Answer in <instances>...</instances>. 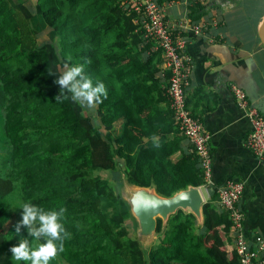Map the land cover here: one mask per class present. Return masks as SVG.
I'll list each match as a JSON object with an SVG mask.
<instances>
[{
	"label": "trees",
	"instance_id": "16d2710c",
	"mask_svg": "<svg viewBox=\"0 0 264 264\" xmlns=\"http://www.w3.org/2000/svg\"><path fill=\"white\" fill-rule=\"evenodd\" d=\"M124 5L35 0L31 8L26 0H0V251L21 237L37 243L23 226L16 234L18 222L4 230L16 196L19 205L67 209L62 222L71 239L50 264H241L235 250L225 248L231 220L214 202L213 189L202 204V222L179 209L164 225L157 219L153 241L143 246L131 232L136 221L130 206L98 173L116 172L119 184L153 188L164 197L205 184L195 154L174 158L186 138L160 87L161 54ZM42 26L59 49L40 39ZM65 62L83 64L94 83H105L107 98L94 115L70 98L56 101L54 80Z\"/></svg>",
	"mask_w": 264,
	"mask_h": 264
},
{
	"label": "crops",
	"instance_id": "0c3cea01",
	"mask_svg": "<svg viewBox=\"0 0 264 264\" xmlns=\"http://www.w3.org/2000/svg\"><path fill=\"white\" fill-rule=\"evenodd\" d=\"M155 1L174 30L181 27L188 40L186 50L192 67L186 104L208 132L211 154L210 180L199 186L204 201L213 189V200L220 208L217 189L229 181L242 182L237 206L243 214L242 233L253 245L256 238L264 239V164L244 144L251 125L231 86L243 89L264 116V44L258 36L264 0ZM195 4H199L198 11ZM201 21L207 24L206 34L183 30V25ZM160 59L158 78L164 89L169 72ZM187 151L192 153L189 142L183 139L182 151L174 158ZM234 234L230 229L225 238L228 251L234 249Z\"/></svg>",
	"mask_w": 264,
	"mask_h": 264
},
{
	"label": "built area",
	"instance_id": "2783aa9c",
	"mask_svg": "<svg viewBox=\"0 0 264 264\" xmlns=\"http://www.w3.org/2000/svg\"><path fill=\"white\" fill-rule=\"evenodd\" d=\"M128 11L136 13L135 22L142 25L144 37L152 42V50L160 51L163 65L169 72L165 94L172 111L174 123L190 144V151L198 158L205 182L210 180L211 154L209 134L202 121L194 117L186 104L185 89L189 84L191 60L187 53L188 40L181 27L174 30L165 19L164 9L155 0H123ZM183 30L193 34H206L204 21L183 25ZM237 105L244 110L251 128L244 144L264 164V116L248 99L245 91L231 86ZM240 181H229L217 189L218 205L228 212L230 229L234 234V250L241 264H264V239L256 238L252 245L242 233L243 214L237 204L243 190Z\"/></svg>",
	"mask_w": 264,
	"mask_h": 264
},
{
	"label": "clouds",
	"instance_id": "9594fccd",
	"mask_svg": "<svg viewBox=\"0 0 264 264\" xmlns=\"http://www.w3.org/2000/svg\"><path fill=\"white\" fill-rule=\"evenodd\" d=\"M72 57L68 56L67 61ZM64 71L59 73L54 83L60 87L56 101L71 99L81 108L94 110L103 99L107 98L108 92L105 83L86 74L83 64L70 65L65 62ZM49 75H56L52 69H48ZM152 143L155 148L161 146L158 137L153 136ZM137 203L136 198L133 200ZM152 206H156L153 204ZM22 209L21 220L15 225V232L19 234L21 227L27 229L28 236L37 243L30 244V240L21 237L18 244L10 248L12 259L15 261L30 262V264H50L65 250V241L71 239V233L62 222L67 209L63 206L56 210H45L31 202H23L19 206ZM43 241L40 243L39 241Z\"/></svg>",
	"mask_w": 264,
	"mask_h": 264
},
{
	"label": "water",
	"instance_id": "95a60500",
	"mask_svg": "<svg viewBox=\"0 0 264 264\" xmlns=\"http://www.w3.org/2000/svg\"><path fill=\"white\" fill-rule=\"evenodd\" d=\"M258 36L264 44V20L258 30ZM121 196L130 206L131 215L136 221V237L141 242L153 241L156 232L157 219L160 218L164 225L169 216L177 210L191 212L202 222V204L204 197L199 187L188 186L169 197L156 193L153 188L129 185L124 182V190ZM136 198L137 203L133 200ZM155 204L156 206H152Z\"/></svg>",
	"mask_w": 264,
	"mask_h": 264
},
{
	"label": "rangeland",
	"instance_id": "374dc122",
	"mask_svg": "<svg viewBox=\"0 0 264 264\" xmlns=\"http://www.w3.org/2000/svg\"><path fill=\"white\" fill-rule=\"evenodd\" d=\"M27 5H29L31 8H33V4L35 3V0H26ZM40 34L39 37L40 39H51L53 42H55L56 47L59 49V43L58 40L56 39L55 36H53L51 33H49V28L48 27H44L42 26L40 29ZM65 69H63L64 71ZM85 113L86 114H90V115H94V110L91 109H86L85 108ZM1 120H2V112L0 111V124H1ZM0 135H1V129H0ZM1 137V136H0ZM0 142H1V138H0ZM4 153V146L3 144L0 143V159L3 156ZM99 174H101L102 177H106L108 178L114 185L115 188L120 192L124 190V182H122L121 184H119L116 180H117V175L116 172H112V171H99ZM19 203L17 200L16 196H12V198H10L9 200V209L12 213V218L5 224L4 230H8V228H10L15 222H19L21 220V213H22V209L18 207ZM127 223L129 224H133L132 220H127ZM131 232L132 234L136 235V228H131ZM155 237V234H154ZM154 239V238H153ZM145 246H148L149 243L148 242H143ZM16 245L15 243L13 244V246ZM14 260L12 259V253L11 251L7 248H3L0 251V264H13Z\"/></svg>",
	"mask_w": 264,
	"mask_h": 264
}]
</instances>
